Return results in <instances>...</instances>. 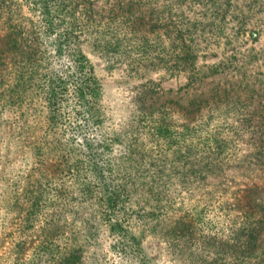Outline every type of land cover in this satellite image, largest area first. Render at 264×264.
<instances>
[{"label": "trees", "instance_id": "trees-1", "mask_svg": "<svg viewBox=\"0 0 264 264\" xmlns=\"http://www.w3.org/2000/svg\"><path fill=\"white\" fill-rule=\"evenodd\" d=\"M163 2L165 43L160 60L165 73H183L191 82L223 72L220 63L197 66L195 33L204 30L198 25L212 19L215 37L228 40L222 24L230 7L236 9V3ZM19 5L31 15L21 14ZM0 13V69L9 75L6 104L12 106L11 100L28 95L45 113L42 120L36 121L39 134L34 147L35 166L29 185L23 187L26 205L21 208L25 224H31L42 213L43 238L27 255H23L25 242H16L9 264H78L81 246L69 242L59 248L54 242L60 235V216L70 214L73 206L88 198L100 204L111 247L124 257L128 253L137 257L141 254L140 243L135 244L129 233L133 221V226L138 228L139 224L144 232L168 220L174 223L169 232L184 234L188 227L184 216L171 219L169 214L175 201L166 193L162 180L166 164L158 162L159 158L169 161L168 167L176 169L172 173L180 172L183 180L192 175L196 187H202L207 177L223 170L224 159L239 165L250 158L255 170H264V124L255 122L257 116L243 112L233 99L236 96L227 98L230 95L226 90L220 92V99H216L220 94L213 92L208 99L215 104L213 107L207 100L204 110L196 100L191 111L182 107V120L177 124L165 122L163 117L152 119L149 114L145 133L156 145L155 155H161L159 158L141 147L138 137L123 141L117 133L109 135L104 130L101 86L95 68L79 48L84 36L93 34L101 22L95 15L93 0H0ZM241 30L243 27L237 32ZM194 112L196 118H187ZM230 117L235 122L228 120ZM247 132L254 142L251 150L242 154ZM114 145L118 146L116 152ZM213 190L226 196L225 208L233 213L228 216L226 239L209 237L216 252L222 253L223 264H262L264 247L257 240L264 231V182L240 181L232 185V180H218ZM139 261L146 264L142 258Z\"/></svg>", "mask_w": 264, "mask_h": 264}, {"label": "rangeland", "instance_id": "rangeland-1", "mask_svg": "<svg viewBox=\"0 0 264 264\" xmlns=\"http://www.w3.org/2000/svg\"><path fill=\"white\" fill-rule=\"evenodd\" d=\"M231 1L236 3V9L230 7L231 12L222 24L228 40L215 37L212 19L202 22L198 17L202 22L198 27L204 30L200 34L195 33L199 49L197 66L220 63L224 71L190 82L183 73H165L160 60L162 44L165 43L162 34L163 0H93L95 15L101 22L93 34L84 36L79 48L95 68L101 86L104 130L109 135L117 133L123 141L130 136L138 137L141 147L148 149L153 158H159L161 155H155L156 145L145 133L144 123L150 122L149 114H152V119L163 117L165 122L177 124L182 120V107L191 111L194 100L197 104L200 101L203 110L213 107L215 104L208 99L213 92L220 94L223 90L229 91L227 98L236 96L233 99L243 112L257 116L256 123L264 124V0ZM18 10L24 16L31 15L25 6L19 5ZM2 21L0 13V33ZM240 27L244 30L238 33ZM7 78L9 75L1 68L0 264L11 262L13 246L19 240L25 242L23 255H27L43 238L42 213L32 219V227L29 228L31 224L24 223L21 208L26 205L23 187L29 185L28 178L32 177L35 166L34 147L39 134L36 121L42 120L45 113L28 95L11 100L12 106L6 104ZM261 86L263 88L259 92L257 89ZM251 91H254L252 95ZM222 96L220 94L216 99ZM206 100L209 102L205 107ZM220 106H223L222 102ZM141 114L142 121L139 119ZM195 115L194 112L186 116L196 118ZM228 120L235 122L232 117ZM251 138V133L247 132L242 154L251 150L254 142ZM116 147L114 145L113 152H116ZM249 161L250 158H246L235 165L224 159L223 170L207 177L200 184L202 187H196L198 184L192 175L188 174L183 180L180 172L172 173L176 169L172 171L168 167L169 161L159 158L158 162L166 164L162 177L166 193L175 201L174 209L169 211L171 219L184 216L182 219L188 227L184 234L177 230L169 232L174 223L167 220L153 227L152 231L144 227L142 232L139 224L138 228L133 226L136 222L133 221L129 233L135 244L140 243L139 257L132 253L124 257L118 249L111 247L108 224L102 219L101 206L94 198L79 202L70 214L60 216V235L55 238V246L60 248L69 242L81 246L82 257L78 264H141V258L146 264H214L215 261L223 264L222 253L216 252V246L211 244L209 237L216 235L219 239H226L228 216L233 213L225 208L226 196L213 188L218 180L226 179L232 180V185L240 181L263 183L264 170H255ZM257 241L264 247V231ZM260 261L264 264V253Z\"/></svg>", "mask_w": 264, "mask_h": 264}]
</instances>
